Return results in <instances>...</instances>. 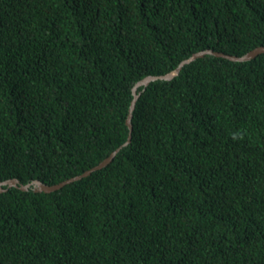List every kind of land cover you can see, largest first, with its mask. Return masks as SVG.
<instances>
[{"label":"trees","instance_id":"obj_1","mask_svg":"<svg viewBox=\"0 0 264 264\" xmlns=\"http://www.w3.org/2000/svg\"><path fill=\"white\" fill-rule=\"evenodd\" d=\"M261 46L264 0H0V181L85 173L140 80ZM139 92L108 166L0 192V264H264V53Z\"/></svg>","mask_w":264,"mask_h":264},{"label":"water","instance_id":"obj_2","mask_svg":"<svg viewBox=\"0 0 264 264\" xmlns=\"http://www.w3.org/2000/svg\"><path fill=\"white\" fill-rule=\"evenodd\" d=\"M264 53V46L258 47L252 51H250L249 53L243 55V56H236V55H231V54H226L220 51H215L213 49H207L204 51H200L197 52L195 54H193V56H191L190 58L182 61L180 63V65L173 71L164 74V75H151L148 77L143 78L142 80H140L133 88V94H134V100L132 102L131 105V109H130V113H129V117L127 120V124L130 128V135H129V139L128 141L123 144L120 148H118L117 150H115L108 158H106L103 162H101L99 165L95 166L94 168L86 171L85 173L75 176L73 178L67 179L61 183H57V184H47L42 182L41 180H34L30 183L24 184L21 182L20 179L18 178H12V179H8L5 181H0V192H4L7 191L10 188L16 187L19 188L23 191H29L30 189L35 190L36 192H46V193H51L54 191H57L59 189H62L63 187H65L68 184H71L73 182L76 181H80L83 178H86L88 176H90L93 172L101 170L103 168H105L106 166H108L113 159L115 158V156L122 150V148L128 146L133 138V117H134V111L136 109V104L140 98V92L139 89L141 87H147L149 86L152 82L157 81V80H165V81H169V80H173L174 78H176L177 76L180 75L181 71L183 70V68L188 65L193 63L194 61L200 59V58H204L207 55H214L217 57H222V58H226L232 61H249L252 60L254 58H256L257 56H259L260 54Z\"/></svg>","mask_w":264,"mask_h":264}]
</instances>
